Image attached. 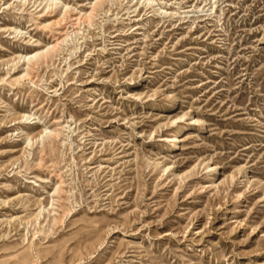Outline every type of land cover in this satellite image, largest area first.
<instances>
[{
  "label": "rangeland",
  "instance_id": "1",
  "mask_svg": "<svg viewBox=\"0 0 264 264\" xmlns=\"http://www.w3.org/2000/svg\"><path fill=\"white\" fill-rule=\"evenodd\" d=\"M0 264H264V0H0Z\"/></svg>",
  "mask_w": 264,
  "mask_h": 264
}]
</instances>
